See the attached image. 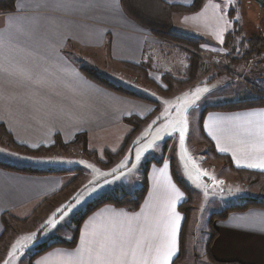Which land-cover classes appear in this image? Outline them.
I'll return each mask as SVG.
<instances>
[{"label": "crops", "instance_id": "obj_1", "mask_svg": "<svg viewBox=\"0 0 264 264\" xmlns=\"http://www.w3.org/2000/svg\"><path fill=\"white\" fill-rule=\"evenodd\" d=\"M163 1L186 6L193 2ZM221 10L219 1L207 0L199 11L174 17L173 28L200 36L205 42L202 47L217 50L221 38L223 41L230 30L214 25V14L220 15ZM75 51L79 60L94 66L104 60L119 67L123 61L147 62L149 77L155 81L164 72H179L185 67L184 54L177 48H166L161 40L129 18L120 0H16L14 11L0 13V128L15 143L35 148L53 143L57 134L67 143L76 134L86 132L87 149L94 150L93 138H103L108 131L119 128L122 138L126 136L129 125L123 121L124 116H144L153 110L152 104L119 94L87 77L72 56ZM204 74L209 77L206 81H217V86L226 89L223 75H215L205 63L200 72ZM245 97L243 94L241 98ZM203 131L216 151L229 157L233 167L264 172V168L248 166L264 157L259 151L264 141V107L208 111ZM198 138L201 140L200 135ZM183 144L187 145L185 135ZM35 156L27 159L20 155L14 160H29L21 164L41 170L78 167L82 170L79 184L68 186L73 173H26L0 167V237L5 229L4 213L17 223L26 224L38 212H44L45 219L57 216L54 223L59 225L67 219L61 210L74 202L73 207L82 208L102 193L111 192L116 183L129 186L125 175L97 167L91 157L82 156L77 162L59 157L57 152ZM160 159V164L149 166L148 189L136 211L104 204L82 222L76 246H56L31 259L30 264H89L95 260L89 248L96 247L95 242L105 236L117 237L132 246L139 242L147 253L150 245L154 248L161 242L165 223L171 219L168 205L174 201L180 219L171 264L179 250L183 214L178 205L185 195L173 180L166 154ZM139 171H135V176ZM176 191L182 195L177 196ZM50 199L56 200L52 208L45 205ZM45 206L44 211L40 210ZM38 225L37 230L44 222ZM214 226L218 233L210 247L214 259L264 264V207L230 212L224 219L215 220ZM32 250L27 253L30 255ZM22 253L23 250H17V256Z\"/></svg>", "mask_w": 264, "mask_h": 264}, {"label": "rangeland", "instance_id": "obj_2", "mask_svg": "<svg viewBox=\"0 0 264 264\" xmlns=\"http://www.w3.org/2000/svg\"><path fill=\"white\" fill-rule=\"evenodd\" d=\"M217 1L221 3L222 10L220 11V15L217 13L214 14V25H224L225 28H230L231 30L233 21L235 20L241 27L242 35L248 36L252 31L262 30L260 27L264 22V10H259L257 5L252 1ZM230 10L233 11V19L228 17V11ZM192 13L195 12L189 14ZM204 16H206L205 13ZM173 19L174 17L171 21L172 28ZM173 30L181 34H190V36L200 37L191 35V33L188 32V34L184 33V29V32L177 31L174 28ZM163 44L166 45L168 49H179L184 54L186 67V56L182 49L176 46L172 47L164 42ZM203 45H205L204 39H202L200 44L201 48L206 51L202 56V63L209 65L215 71V75H223V78L227 82L223 88L226 89L217 86V81L212 83L206 81L209 77L205 74L200 75V70L199 80L196 83L185 87H179L165 94L161 92V89L166 88L162 76L169 73L173 75V77H181L185 67L179 70V72H164L160 80L157 79L156 81L149 77L147 67L146 73L149 81H145L141 78L140 74L127 70L122 65L119 67L104 60L101 65L94 66L88 61L79 60V53L76 51L72 52V56L77 60L79 66L93 69L98 76L106 78L115 86H121L136 92L146 100L142 99V101L152 104L153 108H157V110L151 114L147 125L134 136L131 146L127 149L126 153L110 167L118 176L125 175L129 183L127 187L122 183H116L112 192L115 195H121L125 193L123 191L125 190L127 193L132 194L141 183L142 173L140 171L146 159L158 160L163 153L166 154L169 160L173 159L181 178L186 181L194 193L190 210L191 215L188 217L189 219L184 228L186 246V259L184 264H212L205 253L210 234V215L213 212L239 202L247 196H259L264 198V177H259L255 182L251 181L253 180L251 178V180L246 179L242 181L236 173L226 167L223 160H215L205 155L204 152H206L207 148L204 142L198 138L199 132L197 127L198 113L204 105L214 104L218 101L226 102L241 99L243 94H246L247 97H251L253 96L251 87H255L252 84H256V88L264 90V52H262L260 56L249 58L247 61L240 63L237 67L225 69L224 64L227 60L225 58L227 50L222 49V44L217 50L213 48H204L202 47ZM214 68L223 69L224 73L219 74ZM233 74H238V77H235ZM241 77H243V79ZM196 85L201 86L197 87ZM198 89L200 90L199 92H197ZM236 89H238V92ZM196 104L199 107L195 106ZM185 116L187 118V131L184 135L187 140V145L183 143L179 145L177 140L181 137L180 130L182 128V118ZM114 130L115 132L108 131L103 138H93L91 143L92 149L99 151L101 154L98 155L97 152V159H104V149H112V152H114L121 146L125 137L122 138V131L119 130V128ZM131 130L132 125H129L127 134ZM150 142L152 146L148 147L147 145ZM51 152L60 153L61 156L59 157H69L68 161L72 158L80 162L82 156L91 157L88 153L76 147H71L68 150H56ZM43 153L44 152L32 153L16 148L10 143L5 134L0 131L1 162L15 167H30L23 165L28 163L29 160H20L23 163L21 164L18 160H14V157L22 155L27 159L30 157L37 158L35 155ZM137 153H139V159H137ZM95 165L98 167V163ZM136 170L140 171L136 173L135 176ZM72 173L74 174V178L76 173ZM203 173H207V175ZM80 176L81 174L79 178ZM217 177L221 179L218 182L216 179ZM196 179L198 180L196 181ZM213 179H216V182H213ZM78 184L79 180L72 186H77ZM53 200L54 199H50V202H47L45 205L48 208H52L55 203L54 201H56ZM73 204L61 210V213L64 214L63 217L67 219L62 221L59 225L54 223L57 216L45 219L44 212H38V214L35 215L33 219L31 218L32 220L26 224L17 223L12 217H8V224L6 223L5 232L0 240V264H30L31 258L27 252L32 250L35 243L39 244L43 242V240L46 241L52 237V234H56L58 237L71 238V231L68 229L69 223L73 214L81 208L76 206L73 207ZM46 206L41 207L40 210L44 211L43 208L46 209ZM50 221H52V223H50ZM41 222H44V226L40 225L41 228L37 230L38 224H41ZM29 236H31L32 239H26V237ZM31 245L33 247L26 251ZM17 250L18 252L23 250V253L17 256ZM25 253H27V255Z\"/></svg>", "mask_w": 264, "mask_h": 264}, {"label": "trees", "instance_id": "obj_3", "mask_svg": "<svg viewBox=\"0 0 264 264\" xmlns=\"http://www.w3.org/2000/svg\"><path fill=\"white\" fill-rule=\"evenodd\" d=\"M16 0H0V13L2 12H12L15 9ZM207 0H193L190 5H178L169 4L163 0H120L121 6L125 14L139 24L141 27L147 29L152 35L161 40L164 43L169 44L172 47H179L185 53L186 56V67L181 77H173L171 74H164L162 76L163 82L166 84L165 89H161V92L168 94L179 87L189 86L196 83L199 80V71L203 65L202 56L205 54L200 46L202 39L196 36H190L176 32L172 28V18L175 16H182L184 14H189L191 12L199 11ZM233 11H228V17L233 19ZM262 30H255L250 33V35H242L241 27L234 20L231 30L227 31L223 43L222 49L227 50L225 55L226 63L224 64L226 68L237 67L240 63L247 61L251 57L260 56L264 52V22L260 27ZM122 66L134 73L141 75V78L145 81H149L146 69L147 65L144 62L140 63H130L121 62ZM215 69V68H214ZM80 70L90 79L96 83L111 89L119 94L132 97L135 99L142 100L143 97L139 96L136 92L128 90L121 86H115L106 78L97 75L96 71L90 68L81 67ZM217 73H224L223 69L216 68ZM253 91V96L245 97L241 99L220 102L215 104L204 105L197 117V127L199 135L201 136V141L204 142L207 150L206 155L212 157L213 159L223 160L226 167H228L232 172L236 173L242 181L246 179H253L251 181H257L259 177H264V172L252 171L246 169H238L233 167L229 157L218 153L211 143V141L205 136L203 131V119L208 111H234L241 109H248L254 107H264V90L256 87H251ZM145 100V99H144ZM146 101V100H145ZM157 108H153L151 112L143 117H139L135 114L124 116L123 121L129 125H132V130L125 136L121 146L114 152L105 149L103 151L104 159H97V152L94 150H87V134L86 132H80L74 136V138L65 143L61 140L60 135L55 136L53 143L49 145H40L38 147L32 148L25 145H19L15 143L11 135L5 131L3 127L0 131L5 134L11 144L20 150L30 151L32 153L40 152H51L56 150H68L71 147L80 148L85 153H88L91 158L97 161L98 165L103 169L110 168L120 157H122L127 149L131 146L134 136L148 123L151 114L156 111ZM161 159L145 160L141 167L142 179L140 185L136 188L133 193H123L121 195H115L113 192L104 193L92 200L88 201L82 208L77 210L71 217L69 223V231H71V238H62L58 236H52L46 241L37 244L30 254V258L38 256L39 254L54 248L56 246L72 248L76 246L78 239V232L82 222L85 218L94 210L99 208L104 204H113L117 207H124L129 211H136L142 204L145 194L148 189L147 182V172L149 166L152 163L160 164ZM171 174L176 182V184L183 190L185 198L178 205V210L183 214V221L181 226V232L179 237V250L177 255L172 260L171 264H184L186 259V246H185V234L184 228L187 224L188 217L191 215V206L194 198V193L191 187L181 178L180 173L175 165L173 159L170 160ZM0 167L4 169L23 171L26 173H46V174H66V173H76L75 177L69 182L68 186H71L78 181L79 175H82V170L78 167L73 168H48V169H33L30 167H15L3 163L0 161ZM251 178V179H250ZM251 207H264V198L259 196H247L243 200L236 202L234 204L228 205L219 211H215L210 215L209 221V238L207 242L206 255L212 264H242L237 261H217L211 255V243L217 236V230L214 226V220L224 219L230 212L242 211ZM9 215L4 213L2 216L4 228L6 229V223L8 224ZM13 219V218H12ZM4 229V232H5ZM3 232V234H4ZM2 234V235H3ZM1 235V237H2ZM0 237V240H1ZM30 259V260H31Z\"/></svg>", "mask_w": 264, "mask_h": 264}, {"label": "snow or ice", "instance_id": "obj_4", "mask_svg": "<svg viewBox=\"0 0 264 264\" xmlns=\"http://www.w3.org/2000/svg\"><path fill=\"white\" fill-rule=\"evenodd\" d=\"M221 42L222 38H221ZM200 90L198 89L197 92ZM187 131V118H182L181 142L183 143L184 133ZM151 147V142L147 145ZM221 151H227L226 148H221ZM259 151L264 153V141L259 146ZM139 159V153H137ZM250 167L264 168V157L259 163L249 164ZM207 175V173H203ZM174 188V186H173ZM176 195L180 196L182 193L176 191ZM168 207L171 209V219L165 223V230L161 237V242L154 248L150 245L148 252L145 253L139 242L134 246L118 239L114 236H105L101 240L96 241V247L89 248L90 255L95 256L94 261L89 264H169L172 256L176 251V237L178 230L179 214L175 212L174 201L170 202ZM52 223V221H50ZM94 235V234H93ZM26 239H32L31 236ZM84 238L82 237V240Z\"/></svg>", "mask_w": 264, "mask_h": 264}, {"label": "water", "instance_id": "obj_5", "mask_svg": "<svg viewBox=\"0 0 264 264\" xmlns=\"http://www.w3.org/2000/svg\"><path fill=\"white\" fill-rule=\"evenodd\" d=\"M252 1L255 5H257L259 10H264V0H249Z\"/></svg>", "mask_w": 264, "mask_h": 264}, {"label": "built area", "instance_id": "obj_6", "mask_svg": "<svg viewBox=\"0 0 264 264\" xmlns=\"http://www.w3.org/2000/svg\"><path fill=\"white\" fill-rule=\"evenodd\" d=\"M232 74V73H231ZM235 77H238V74H233ZM242 79H243V77H241ZM253 86H255V87H257V85L256 84H252ZM259 89H261V88H259ZM262 90V89H261ZM205 156V155H204ZM221 179L220 178H218L217 179V182L218 181H220ZM219 184V183H218Z\"/></svg>", "mask_w": 264, "mask_h": 264}]
</instances>
